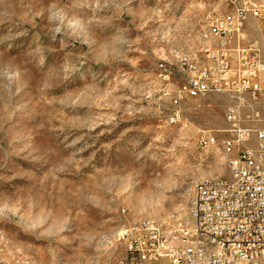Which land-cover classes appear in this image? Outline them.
<instances>
[{
    "label": "rangeland",
    "instance_id": "1",
    "mask_svg": "<svg viewBox=\"0 0 264 264\" xmlns=\"http://www.w3.org/2000/svg\"><path fill=\"white\" fill-rule=\"evenodd\" d=\"M224 9L0 0V264H122L124 229L184 215L196 183L230 174L206 137L229 135L232 100L174 103L178 57Z\"/></svg>",
    "mask_w": 264,
    "mask_h": 264
},
{
    "label": "built area",
    "instance_id": "2",
    "mask_svg": "<svg viewBox=\"0 0 264 264\" xmlns=\"http://www.w3.org/2000/svg\"><path fill=\"white\" fill-rule=\"evenodd\" d=\"M230 4H238V11L230 12ZM206 18L221 43L204 45L197 59L178 57L185 79L174 103L210 93L232 100L226 112L230 127L219 130L229 135L206 137L228 152L230 174L192 188L194 201L184 215L147 218L124 229L122 264H264V5L225 0L224 10Z\"/></svg>",
    "mask_w": 264,
    "mask_h": 264
},
{
    "label": "bare ground",
    "instance_id": "3",
    "mask_svg": "<svg viewBox=\"0 0 264 264\" xmlns=\"http://www.w3.org/2000/svg\"><path fill=\"white\" fill-rule=\"evenodd\" d=\"M252 5H264V0H252ZM238 11V4H230V12H237ZM215 13V12H213ZM220 13V12H217ZM207 29H206V37L209 38L210 42L208 43L207 48H215L216 44L221 43V34H218L216 32V28L214 26V23L212 20H207ZM197 57V56H196ZM191 59V58H190ZM227 158V164L229 167V154L228 152H223ZM207 184H216V178L215 179H205L198 183H196L193 188H199L203 186H207ZM189 201H194V192L191 193ZM168 218V217H165ZM151 221H158L156 219H150ZM147 219L139 222V223H146Z\"/></svg>",
    "mask_w": 264,
    "mask_h": 264
},
{
    "label": "crops",
    "instance_id": "4",
    "mask_svg": "<svg viewBox=\"0 0 264 264\" xmlns=\"http://www.w3.org/2000/svg\"><path fill=\"white\" fill-rule=\"evenodd\" d=\"M248 29H249V31H250V35L251 36H255L256 35V32H255V30L253 29V24L252 23H249L248 24Z\"/></svg>",
    "mask_w": 264,
    "mask_h": 264
}]
</instances>
